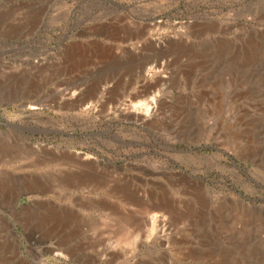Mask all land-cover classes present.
<instances>
[{"label": "rangeland", "instance_id": "374dc122", "mask_svg": "<svg viewBox=\"0 0 264 264\" xmlns=\"http://www.w3.org/2000/svg\"><path fill=\"white\" fill-rule=\"evenodd\" d=\"M0 264H264V0H0Z\"/></svg>", "mask_w": 264, "mask_h": 264}, {"label": "bare ground", "instance_id": "6f19581e", "mask_svg": "<svg viewBox=\"0 0 264 264\" xmlns=\"http://www.w3.org/2000/svg\"><path fill=\"white\" fill-rule=\"evenodd\" d=\"M153 67V66H152ZM149 69H150V67H149ZM153 69V68H152ZM153 101H154V99H153V97H150V103H147V102H138V103H136L135 105H134V109L136 108V109H138V110H140V111H142L144 114H148L151 110H152V104H153ZM30 108H34V106H30ZM138 112V111H137ZM138 113H140V112H138ZM142 113V114H143ZM29 146V145H28ZM31 146V145H30ZM38 188H43V189H41V191L40 192H38L39 194H41V195H45L46 193H48L49 192V186L48 185H45V184H39L38 182H34L33 184H32V186L30 187V191H29V195L31 194L33 197H35L36 196V194H38V193H36L35 192V190L36 189H38ZM144 205V204H143ZM160 205H158V207H159ZM158 207H156V206H150V208H148V211H149V213H150V209H154V208H158ZM162 207V206H161ZM144 210V209H143ZM146 210V209H145ZM66 213H68L69 214V212H67L66 211ZM147 214H148V212H146ZM156 219H157V214L156 213H151V215L148 217V221L150 222V223H154V222H156ZM124 235H125V233L124 232H121V236L122 237H124ZM125 238V243H124V245L125 246H128V245H130V238H126V236L124 237ZM132 241V240H131ZM59 255H62V253H58Z\"/></svg>", "mask_w": 264, "mask_h": 264}, {"label": "water", "instance_id": "95a60500", "mask_svg": "<svg viewBox=\"0 0 264 264\" xmlns=\"http://www.w3.org/2000/svg\"><path fill=\"white\" fill-rule=\"evenodd\" d=\"M118 169H121V167H118ZM240 202H243L242 200H239Z\"/></svg>", "mask_w": 264, "mask_h": 264}]
</instances>
